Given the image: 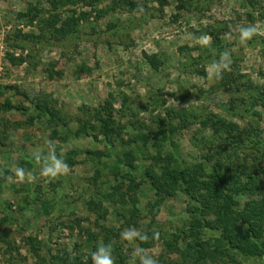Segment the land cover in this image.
Returning <instances> with one entry per match:
<instances>
[{"label":"rangeland","instance_id":"rangeland-1","mask_svg":"<svg viewBox=\"0 0 264 264\" xmlns=\"http://www.w3.org/2000/svg\"><path fill=\"white\" fill-rule=\"evenodd\" d=\"M64 1L62 19L70 10L90 13L65 34L62 20L56 28L46 21L49 0H0V264L85 261L98 245L113 248L114 264L117 254L126 264H142L147 254L159 264L183 262L174 239L190 235L188 197L176 189L151 213L156 196L145 170L159 160L160 171L158 156L168 153L180 165L201 161L208 144L213 154L229 148L224 162L249 158L264 186V155L252 157L264 154V110L247 103L250 87L264 88V0H122L114 7L117 0H101L96 8ZM249 26L255 34L241 40L240 28ZM204 35L208 45L199 42ZM226 50L231 63L217 77L213 62ZM252 107L256 116H238ZM109 118L115 133L105 139L100 127ZM48 142L67 174L41 176L33 153L46 155ZM16 168L25 170L24 181ZM261 196L237 199L243 205ZM125 229L139 235L122 239ZM201 231L204 245L213 244L217 233ZM235 257L233 264H264Z\"/></svg>","mask_w":264,"mask_h":264},{"label":"trees","instance_id":"trees-1","mask_svg":"<svg viewBox=\"0 0 264 264\" xmlns=\"http://www.w3.org/2000/svg\"><path fill=\"white\" fill-rule=\"evenodd\" d=\"M81 1L85 6L96 8L95 5L101 0ZM121 1H114L113 5H111L114 7ZM123 1L132 5L133 0ZM49 2L51 7L48 12L50 14L46 18V21L56 28V25L62 20L59 31H63V34L69 33V30L73 29L81 19H88L90 16L89 12L82 11L77 13L76 10H70L71 15L62 19L60 9L64 7L66 2L64 0H49ZM70 2L73 1L71 0ZM200 2L203 3L205 1L200 0ZM107 7L103 9V12L113 9L110 5ZM32 9L31 7L30 10L32 11ZM34 9L36 10L37 8L34 7ZM39 11L41 10L38 9V13ZM38 13L36 12L32 15L31 21L37 17ZM219 42V37L213 38L214 45H219ZM253 88L250 87V95H248V97L250 96V100L247 99V103L249 101L254 107L255 105H259L264 110V88H258L257 93H253ZM242 100L243 103H246V100ZM6 105L10 109H24L11 104L10 101ZM38 107L39 109L42 108L41 106ZM169 114L173 113L170 112ZM175 115L181 121H185L182 114ZM249 115H257L253 107L251 109L243 108L242 110H238V116L241 118ZM110 121L114 123V120L109 118L101 126L102 128L100 127L105 139L111 138L115 133L114 128L110 129V126H108ZM226 124L229 130L241 132L237 123L226 121ZM86 128L85 126L83 127V129ZM170 130L173 131V129ZM138 135L143 139L145 138V135ZM244 135L245 137H249L248 139L252 137L250 133L248 135L244 133ZM131 141L136 142L133 138ZM252 141L255 143L256 139L252 138ZM171 145L175 147V144ZM208 148L211 149L207 144V154L203 156L201 161L195 163L185 162L183 165H180L175 156L168 153L164 157L158 156V159L164 160L162 165L159 166L160 171L155 169L159 165L158 163L161 162L159 160L154 165L148 166L145 170L144 175L150 181L156 196V199L149 206V211L152 209L157 210L165 199V195H173L176 189H181L188 197L189 205L187 210L190 214L188 220L189 240L185 238L183 233H175L174 239L175 243H179L177 245L174 244L175 250L179 252L183 262L170 261L169 264H233L237 261L236 254L246 257L264 258V186L260 183L262 170L257 168L255 164H250L249 158H242L243 160L237 164L230 161L229 158L228 161L224 162V150L228 151V147L221 146L218 154H213ZM127 155L130 157V161L126 160L127 165L134 168L132 160L135 157L131 153ZM262 155L264 154L258 155L256 153L252 157L256 159ZM228 157H230V154H228ZM256 193L262 194V196L259 199L253 197L251 201L243 205L237 199L239 196H252ZM153 211L150 212L152 213ZM234 211H236L235 214L233 213ZM129 213H133V208ZM212 215L215 216L211 217ZM202 228L207 230V232L217 233L213 244L208 242V244L204 245L207 239L203 237H206V235L201 231ZM210 238H213V236ZM180 243L184 244L183 248H181ZM110 247H104L105 251L110 252L113 249ZM112 253L115 254L117 252L113 250ZM57 259L54 263V261L50 262L49 259L42 258L35 264H93L91 260L92 256H89V259L85 261L81 256H74L70 260H67L65 257H57ZM116 262L117 264H126L124 258L122 259L118 254Z\"/></svg>","mask_w":264,"mask_h":264},{"label":"clouds","instance_id":"clouds-1","mask_svg":"<svg viewBox=\"0 0 264 264\" xmlns=\"http://www.w3.org/2000/svg\"><path fill=\"white\" fill-rule=\"evenodd\" d=\"M240 38L241 40H247L250 39L256 32L255 27L249 26V27H241L240 28ZM199 42L203 45H208L210 43V38L207 35L201 36L199 38ZM231 61H230V54L226 50L223 52L220 56V60L213 62V68L216 70L215 75L219 77L221 73L224 70H227L229 68ZM48 145H50V148L47 152V154L43 153H33V156H35V161L38 165H40V174L43 177H56L58 175H64L68 172V165L63 160L62 155L57 156L56 154V146L52 142H48ZM15 175L19 181H24L26 178L25 170L22 168H16L14 169ZM28 179H31V175L29 174ZM139 235L138 231H134L132 229H125L121 233L122 239H128L132 240L136 236ZM158 238V233L155 234ZM141 240H147L148 237L141 236ZM92 260L93 264H114V260L112 258V255L109 252H106L103 247L100 245L97 246V251H94L92 254ZM142 264H159L158 260L155 259L151 255H146L141 258Z\"/></svg>","mask_w":264,"mask_h":264}]
</instances>
